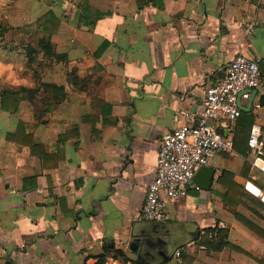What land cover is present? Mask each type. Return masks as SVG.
I'll list each match as a JSON object with an SVG mask.
<instances>
[{
  "label": "crops",
  "instance_id": "1",
  "mask_svg": "<svg viewBox=\"0 0 264 264\" xmlns=\"http://www.w3.org/2000/svg\"><path fill=\"white\" fill-rule=\"evenodd\" d=\"M24 1L37 8L33 25L50 11L59 19L52 34L37 26L56 54L41 82L59 89L42 90L41 108L37 95H24L16 112L2 109L0 96V264H95L106 245L110 254L120 249L142 259L129 244L134 223L145 220L162 134L196 119L207 88L236 56L264 59V0H153L144 7L89 0L104 14L92 29L78 26L82 0ZM246 113L260 127L263 154L250 144L252 127L234 147L244 114L220 121L233 145L211 159L216 173L208 190L190 183L184 196L167 201L166 220L187 225L181 234L189 241L161 264L264 259V239L236 216L264 229V208L225 198L236 183L264 203V97ZM20 120L46 157L7 139ZM225 172L232 177L220 183ZM208 227L227 229L235 248L200 244ZM106 264L123 263L109 256Z\"/></svg>",
  "mask_w": 264,
  "mask_h": 264
},
{
  "label": "built area",
  "instance_id": "2",
  "mask_svg": "<svg viewBox=\"0 0 264 264\" xmlns=\"http://www.w3.org/2000/svg\"><path fill=\"white\" fill-rule=\"evenodd\" d=\"M222 76L206 90L201 110L191 124L162 134L156 176L147 185L143 219L166 220V203L187 193L197 169L209 166L221 150L230 149L232 141L222 132L220 121L236 120L243 110L237 103L250 99L251 92L264 97V75L260 60L239 54L221 68ZM254 103V102H253ZM259 105V103H258ZM260 127H252L250 144L263 154Z\"/></svg>",
  "mask_w": 264,
  "mask_h": 264
},
{
  "label": "trees",
  "instance_id": "3",
  "mask_svg": "<svg viewBox=\"0 0 264 264\" xmlns=\"http://www.w3.org/2000/svg\"><path fill=\"white\" fill-rule=\"evenodd\" d=\"M137 4L140 7H144L146 5H149L153 0H136ZM103 13L96 8L92 7L90 5L89 0H82L80 6H79V12H78V26L80 27H87V28H94L96 27L99 20L103 17ZM38 26L42 27L46 33L52 34L54 31L57 30L59 26V19L56 17V15L53 12H48L44 17L38 20ZM8 32V27H5L3 23L0 21V35L4 36ZM39 50L35 47L28 45L27 46V64L32 65V63L35 61L36 56L43 52V56L47 57H55V51L53 48L52 43L46 39L42 38L38 42ZM108 45L107 42H104L100 48L99 52H102L104 48ZM7 49V46H0V55L2 53V50ZM12 56H15L17 53L14 52V48L10 49ZM6 55V53H4ZM21 54H18L19 56ZM47 87L48 90L55 91L56 89H59L55 84L53 83H45L43 84ZM35 92L36 90L34 88L27 89L26 86H20L18 90H4L1 94V106L2 109L10 112H16L19 109L20 102L22 100V97L24 96V93H27V96H29L31 99L35 98ZM109 104H106V108ZM243 114L246 116L242 119L243 123H240L238 125V129L235 134V140H234V147L237 149V136H241L243 128L248 127V130L250 132V129L252 127V124L254 123V118L251 114H248L246 112H243ZM242 114V115H243ZM241 115V116H242ZM241 116L239 118H241ZM238 118V119H239ZM245 121V122H244ZM7 139L10 141H14L23 145H27L31 148V152L33 155L37 157H46V153L44 151V147L42 145H39L34 142L33 135L26 133L25 125L23 121H19L18 127L15 133L9 134L7 136ZM264 157V156H263ZM229 176L232 177V175L228 172H225L220 178L219 182L223 183L225 182V178H228ZM249 198L252 199L254 202H256L259 206L264 208V203L261 200L256 199L254 195L250 194L248 191L245 192L244 188L238 184H234L233 188H229L227 194L225 195V198L235 204L243 203V198ZM237 218L246 225L249 229L254 231L256 234H258L260 237L264 239V229L254 224L249 219L245 218L244 216L240 214H236ZM211 235V236H210ZM199 243L202 245H205L208 250L212 251H220L224 249L225 247H231L235 248L229 241V231L224 228H218V227H208L205 228L204 234H202L199 238ZM114 248H110L108 245L105 247V251L99 255L94 256L96 259L95 264H106L108 257H113L114 259H120L123 264H129L131 262L132 264H147L142 259L138 260H131L126 253L123 250L116 249L115 253L110 254V250ZM181 253V252H180ZM258 262L261 264H264V259H258Z\"/></svg>",
  "mask_w": 264,
  "mask_h": 264
},
{
  "label": "rangeland",
  "instance_id": "4",
  "mask_svg": "<svg viewBox=\"0 0 264 264\" xmlns=\"http://www.w3.org/2000/svg\"><path fill=\"white\" fill-rule=\"evenodd\" d=\"M24 2L26 3L24 0H0V21L8 27V32L4 36L0 35V46H7L0 55V96L4 90H18L20 86L34 88L37 108H41L45 102L42 90H48L41 80L53 67L55 60L53 57L43 56L41 52L32 65L27 64V46L31 45L39 50L38 41L42 32L38 25L32 24L33 17L37 16V8L30 4L24 6ZM11 48L17 53L15 56L10 55ZM18 54L21 55L17 56Z\"/></svg>",
  "mask_w": 264,
  "mask_h": 264
},
{
  "label": "water",
  "instance_id": "5",
  "mask_svg": "<svg viewBox=\"0 0 264 264\" xmlns=\"http://www.w3.org/2000/svg\"><path fill=\"white\" fill-rule=\"evenodd\" d=\"M260 67L264 75V59L260 61ZM248 104H242V95L237 98L239 107L244 112H250L254 102L256 90L251 92ZM216 170L210 166L200 167L193 176L190 183H196L201 189L208 190L214 180ZM141 225H147L149 231L140 229ZM187 225L175 223L169 220H143L134 223L131 232L132 240L129 244L130 250L139 254V256L149 264H161L170 260L189 240L181 233ZM169 234V240L162 236Z\"/></svg>",
  "mask_w": 264,
  "mask_h": 264
},
{
  "label": "bare ground",
  "instance_id": "6",
  "mask_svg": "<svg viewBox=\"0 0 264 264\" xmlns=\"http://www.w3.org/2000/svg\"><path fill=\"white\" fill-rule=\"evenodd\" d=\"M260 164L262 165V166H264V163L263 162H260ZM253 188V187H252ZM254 189V188H253ZM255 190V189H254ZM257 192V191H256Z\"/></svg>",
  "mask_w": 264,
  "mask_h": 264
}]
</instances>
